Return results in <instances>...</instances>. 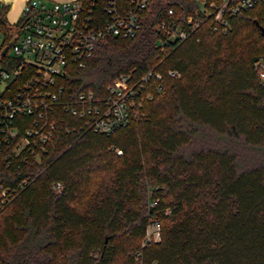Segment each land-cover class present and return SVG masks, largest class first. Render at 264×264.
<instances>
[{
	"label": "trees",
	"instance_id": "16d2710c",
	"mask_svg": "<svg viewBox=\"0 0 264 264\" xmlns=\"http://www.w3.org/2000/svg\"><path fill=\"white\" fill-rule=\"evenodd\" d=\"M166 8L196 4L147 0L133 36H103L64 81L69 95L101 96L120 73L157 72L134 117L102 133L62 112L27 162L0 154L4 183L24 180L0 208V264H264V0L224 31L206 17L159 44ZM150 215L159 236L141 245Z\"/></svg>",
	"mask_w": 264,
	"mask_h": 264
},
{
	"label": "built area",
	"instance_id": "2783aa9c",
	"mask_svg": "<svg viewBox=\"0 0 264 264\" xmlns=\"http://www.w3.org/2000/svg\"><path fill=\"white\" fill-rule=\"evenodd\" d=\"M256 1L195 0L196 8L184 15L172 8L157 11L158 43L187 38L206 17L211 29L224 31L228 17ZM146 4L147 0H26L17 19L0 27V154L5 165L27 162V154L49 143L62 112L80 117L87 128L102 133L135 116L141 99L149 97L141 90L150 72L137 78L120 73L105 85L101 96L91 89L69 95L64 81L72 66L85 65L103 36H133L141 27ZM258 67L262 78L264 63L258 62ZM167 74L177 75L174 70ZM4 179L0 177V208L24 181L8 186ZM158 236V219L150 215L141 245Z\"/></svg>",
	"mask_w": 264,
	"mask_h": 264
},
{
	"label": "crops",
	"instance_id": "0c3cea01",
	"mask_svg": "<svg viewBox=\"0 0 264 264\" xmlns=\"http://www.w3.org/2000/svg\"><path fill=\"white\" fill-rule=\"evenodd\" d=\"M26 0H0V4L4 5V16L7 22H14L20 12V9ZM46 2L51 1H66V0H44Z\"/></svg>",
	"mask_w": 264,
	"mask_h": 264
},
{
	"label": "rangeland",
	"instance_id": "374dc122",
	"mask_svg": "<svg viewBox=\"0 0 264 264\" xmlns=\"http://www.w3.org/2000/svg\"><path fill=\"white\" fill-rule=\"evenodd\" d=\"M117 152H118V151H117ZM165 210H166L165 212H167V208H165Z\"/></svg>",
	"mask_w": 264,
	"mask_h": 264
}]
</instances>
